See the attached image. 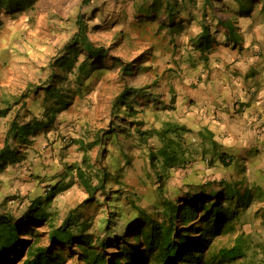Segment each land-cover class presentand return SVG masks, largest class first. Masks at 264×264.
Returning a JSON list of instances; mask_svg holds the SVG:
<instances>
[{
	"label": "rangeland",
	"instance_id": "1",
	"mask_svg": "<svg viewBox=\"0 0 264 264\" xmlns=\"http://www.w3.org/2000/svg\"><path fill=\"white\" fill-rule=\"evenodd\" d=\"M83 1L32 0L31 3H24V11L11 18L3 13L7 0H3L4 5L0 3V19L4 20L0 26V109L12 106L11 111L0 118V148L9 123L17 112L20 116L26 115L27 110L39 113L42 96L28 99L25 108L20 97L48 78L51 73L49 63L77 32L78 15L92 26L87 28L90 40L96 46L109 48L111 56L131 62L153 45L157 55L153 64H156L157 73L163 75L168 72L170 84L178 79L179 76L169 72L175 69L171 57L174 45L170 46L169 38L164 32L154 38L152 27L155 29V25L144 29L130 17L132 12L143 7L144 0H94L90 7H84ZM98 11L100 13L96 14ZM122 31L126 33L124 36ZM185 42L181 39V47ZM77 58L79 61L74 68L83 60V54ZM105 63L111 61L106 60ZM115 69L94 71L81 92L72 83L73 75L67 74L66 83L71 82L68 87L74 94L72 103L58 115L56 124L49 131L40 133L32 145L18 148L23 158L19 165L9 167L0 174V208L12 207L13 210L18 206L21 209L35 199L44 202L51 186L56 183L69 185L53 197L49 206V211L54 213L53 224L59 225L67 212L88 199L87 192L67 166L78 164L83 167L84 153L74 141L90 142L97 130L108 125L113 99L127 78ZM245 77L247 82H259L261 75L257 69L245 74ZM151 79L148 73L131 76L130 82L147 86ZM153 125L149 123L140 130H148ZM143 138L133 129H127L105 146L108 152L105 159L100 147L86 154L91 165L99 167L102 164L110 173L105 192L97 193L96 203L83 210L91 216V232L102 235L104 222L111 216L121 226L127 225L139 216L135 207L162 222L164 217L159 204L162 200L180 201L186 194L197 190L211 194L223 192L227 196L237 195L240 202L248 201V208L240 211L232 231L221 232L213 238L210 252L216 254L222 248H230L236 238L242 236L245 255L231 264H264V151L248 149V155L246 149L241 150L244 148L241 146L236 151V154L242 153L240 156H226L229 166L225 167L217 156L213 160L208 158V149L207 156L200 158V144L190 143L188 136L182 148L183 158L180 157L174 168L164 172L161 162H158L157 172L162 175V183H159L158 178L151 176L154 171L148 163L147 153L152 148L159 154L161 144L155 138L146 141ZM123 153L131 159L130 165L123 162L126 158ZM86 173L91 175L90 171ZM94 184H97V179H94ZM160 186L161 190L158 189ZM193 226L201 228L203 225ZM47 232L46 226L35 227L27 232L25 238L36 241L37 245L49 246ZM198 232L194 231L192 238H200ZM80 249L78 246L64 247L63 264H80ZM116 251L110 246L107 258Z\"/></svg>",
	"mask_w": 264,
	"mask_h": 264
},
{
	"label": "trees",
	"instance_id": "2",
	"mask_svg": "<svg viewBox=\"0 0 264 264\" xmlns=\"http://www.w3.org/2000/svg\"><path fill=\"white\" fill-rule=\"evenodd\" d=\"M31 1L7 0L4 5L3 0H0V3L4 5L3 13L11 18L17 17L19 12L25 10L24 3ZM93 1L84 0L82 5L90 7ZM225 1L144 0L143 7L130 14L135 19L134 22L141 24L144 29L155 25V29L152 27L154 38L164 32L165 37L169 38L170 46L174 45L171 54L174 63H171L175 69L172 68L169 72L175 73L179 79L171 84L168 82L171 77L167 79L168 72L167 76L157 73L156 64H153L157 58L153 45L131 62H125L122 58L111 56L109 48L96 46L87 35V28L92 26H89L83 16L78 15L77 32L49 63L51 73L48 78L20 97L25 108L28 99L42 96L40 111L34 114L32 110H27L24 116L17 112L10 121L0 148V174L9 167L19 165L23 158L18 148L32 145L40 133L49 131L56 124L58 115L70 107L74 94L68 87L71 82L66 83L67 74L73 75L72 83L78 86L79 92L94 71H112L117 68L127 77L126 82L113 99L106 128L97 130L90 142L74 141L84 153L83 167L71 164L67 169L79 180L88 194V199L67 212L59 225L53 224L54 213L49 211V206L53 197L66 190L69 185L56 183L51 186L44 202L35 199L21 209L18 206L13 210L12 207L0 208V264H63V248L74 246L81 248L80 264H231L244 257L245 241L242 236L236 238L232 247L222 248L216 254L210 252L213 238L221 232L232 231L240 211L248 208V201L240 202L237 195L227 196L223 192L211 194L197 190L186 194L180 201L162 200L159 202L164 217L162 222L150 218L140 207H135L139 216L125 226H121L113 216L106 219L102 235L91 232V216L83 212L88 205L96 203V194L105 192L110 179L107 167L102 164L99 167L91 165L86 154L100 147L105 159L108 154L105 146L127 129H133L145 141L155 138L160 142L159 154L152 148L147 153L148 163L154 171L151 176L158 178L157 182L162 183V175L157 172L159 161L163 171L167 172L180 162V157L183 158L182 148L186 144L187 135L193 134L190 129L170 121H163L160 127L153 125L148 130L140 129L149 124V109L159 111L170 107L163 99L166 92L163 88L168 85L170 89L166 94L172 98L173 87L184 83L181 75L187 71V66H184L186 62L183 61L186 53H199L205 63L203 69H206L210 49L215 45L222 42L225 45L227 42L241 43L242 36L234 29L237 19L247 17L256 3L262 6L260 11L264 12V0H231L230 3ZM98 13L100 11L96 14ZM227 15H231L233 19L227 18ZM3 24L4 20L0 19V26ZM114 25L116 24L112 26ZM188 30L192 36L181 47L180 38ZM125 34L122 31L121 35ZM80 54H83V60L74 68ZM106 60L111 63L106 64ZM189 63L192 64V61H187ZM148 73L152 79L147 86L130 82L131 76H144ZM199 83L198 79L193 82L195 85ZM11 109L12 106L0 109V118L5 117ZM196 136L202 142L215 146L210 132L199 131ZM122 155L126 157L123 162L130 165L128 154ZM218 161L225 167L229 166L225 154H220ZM86 171H90L91 175ZM94 179H97V184H94ZM158 189L161 190L162 186ZM200 224L203 225L201 228H192L193 225ZM44 226L48 227L49 246H40L36 241L31 242L25 238L30 229ZM194 231H199L197 234L200 238H192ZM110 246L117 251L107 258L106 253Z\"/></svg>",
	"mask_w": 264,
	"mask_h": 264
},
{
	"label": "crops",
	"instance_id": "3",
	"mask_svg": "<svg viewBox=\"0 0 264 264\" xmlns=\"http://www.w3.org/2000/svg\"><path fill=\"white\" fill-rule=\"evenodd\" d=\"M261 9L256 3L247 17L237 19L234 29L242 36L241 43L215 45L210 49L206 69L199 53H186L183 60L187 71L181 75L184 83L173 87L172 98L166 94L168 85L163 88L166 91L163 99L170 107L147 112L149 123L155 127L170 121L190 129L193 132L187 135L190 143L200 144L203 149L199 150L200 158L207 156V149L210 159L220 154L229 158L240 156L242 153L236 151L241 146L248 155V149L264 151V12ZM227 18L233 19L231 15ZM191 36L188 30L180 39L186 41ZM187 61H192L195 67ZM257 69L260 81L247 82L245 74ZM197 79L199 85L193 84ZM199 131L210 132L215 146L202 142L196 136Z\"/></svg>",
	"mask_w": 264,
	"mask_h": 264
}]
</instances>
